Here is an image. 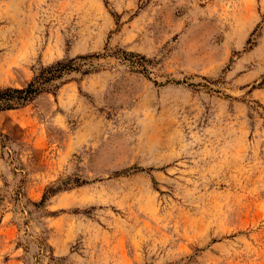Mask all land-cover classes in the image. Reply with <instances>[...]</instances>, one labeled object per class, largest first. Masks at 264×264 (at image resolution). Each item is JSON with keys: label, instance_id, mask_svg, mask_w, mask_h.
I'll list each match as a JSON object with an SVG mask.
<instances>
[{"label": "rangeland", "instance_id": "1", "mask_svg": "<svg viewBox=\"0 0 264 264\" xmlns=\"http://www.w3.org/2000/svg\"><path fill=\"white\" fill-rule=\"evenodd\" d=\"M78 57L0 109V264H264V0H0V92Z\"/></svg>", "mask_w": 264, "mask_h": 264}, {"label": "trees", "instance_id": "2", "mask_svg": "<svg viewBox=\"0 0 264 264\" xmlns=\"http://www.w3.org/2000/svg\"><path fill=\"white\" fill-rule=\"evenodd\" d=\"M82 58L83 57H78L70 60L67 64H57L56 66L46 69L36 78L34 83L29 84L25 89H6L0 92V109L9 108L11 102L20 104L22 102L29 101L41 91L40 86L44 83L42 82L44 78L41 79V77H45V80L43 81L58 78L62 71L73 69L71 64Z\"/></svg>", "mask_w": 264, "mask_h": 264}]
</instances>
